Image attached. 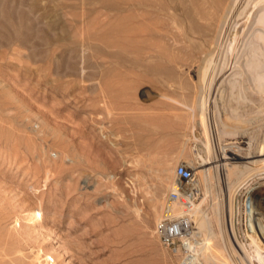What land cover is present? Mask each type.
Wrapping results in <instances>:
<instances>
[{"label":"rangeland","instance_id":"obj_1","mask_svg":"<svg viewBox=\"0 0 264 264\" xmlns=\"http://www.w3.org/2000/svg\"><path fill=\"white\" fill-rule=\"evenodd\" d=\"M218 3L0 0V264H177L153 226L178 164L203 264H264V174L217 172L264 148L263 53L234 55ZM225 94L254 98L244 119Z\"/></svg>","mask_w":264,"mask_h":264},{"label":"bare ground","instance_id":"obj_2","mask_svg":"<svg viewBox=\"0 0 264 264\" xmlns=\"http://www.w3.org/2000/svg\"><path fill=\"white\" fill-rule=\"evenodd\" d=\"M218 5H219L220 10L226 11L229 15L231 13H232V15H237L238 14L240 17H236L235 27L237 28V30L240 29L241 31L246 32V34L244 35V34L240 33V30L238 31V33L236 35V38H235V43L233 42V44H234V46H233L234 55L237 58H241L240 61H242L243 63H245V62H249L250 60L254 61L255 60L254 58L257 57V54L260 51V52L263 53V59H264V50H263L264 49V0H228V5L227 6H225L226 5V0H219ZM176 6H177V8H180L181 7V6L179 7L178 5H176ZM226 12H225L224 15H226ZM216 21H218V18H216ZM192 36H194V35H192ZM208 36H210V35H208ZM221 36H224L223 32L221 33ZM204 39H205V36H204ZM201 40H202V38H201ZM262 62H263L262 63L263 65H261V63H260V66H262V68H261L262 69V73H259V70H256V72L253 75V78L256 81V83H260L261 82V84L264 87V60ZM224 99L227 100L228 104L230 105L229 106V110L227 108L228 111L226 113H227L228 117H230V119H234V121L235 120L236 121H238V120L241 121L242 120L243 116L239 112V110L242 108V105L244 103L252 102V100H254V98L251 97V96H236L234 94H230V95H226L225 94L224 95ZM232 101L234 102V105L237 106V107H235L234 105H231V102ZM217 116L219 118V114H217ZM216 118H215V120H216ZM200 120H202V119H200ZM216 122H218V121L216 120ZM208 123L210 125H212V127L211 126L210 127L213 128V124H215V122L213 123V121L212 122L211 121H207V124ZM205 124L206 123H203L204 126H205ZM229 126H230V124H229ZM235 127H237V126H235ZM218 129H219V127H218ZM220 129H219V131H221ZM227 131H231V130L228 129ZM206 132L209 135V138H211L212 137V132L209 133L207 130H206ZM214 133H216V132H214ZM234 135H236V134H234ZM263 149L261 151H257V152H261V153L253 152V153H249V154H246V153L245 154H238L236 152V153L232 154V155H234L232 158H238L239 159L238 162L239 161L241 162V160L244 159V161H242L243 162V165H241L240 162L238 163V162L234 161L236 163L235 164L236 167L237 166L239 167V168H237V171L233 170V166L232 167L231 166L229 167V165L227 166V168H225L224 170H221V171H219V170L217 171V169L215 168V170L217 172H219L220 175H221L220 176V181H221V179L222 180H224V179L225 180H229V178H230L229 175H230V171L231 170L234 172L232 174L235 176V177L233 176L234 178L233 177L232 178L235 179L236 182L240 181V183H242L244 181H247V178L249 180L251 179V181L252 180H256V177H258L261 174H264V164H263L264 163V150ZM241 151H242V149H241ZM258 156H260L261 158L260 159L248 160L249 157L250 158H253V157L256 158ZM261 163H262V165H260ZM240 166L242 168H240ZM171 173H172V171H171ZM212 174H213V176H215V171H213V172L206 171L205 172L206 179L207 180L210 179V177L212 176ZM192 175H193V173H192ZM227 186H228V188H232L231 185L230 186L227 185ZM192 188H194V194L191 197V206L188 208L187 211L189 212L190 216L192 215V216L195 217V223L198 224V221H199V218L200 217H197L196 218V216H195V210L196 209L194 211H192V209H191V207L193 206V204L197 200L194 197V195L196 194V191L198 189L196 187L195 183H194V177H193V180H192ZM175 209L178 210L177 207H175ZM196 219H197V222H196ZM191 221H192L193 228H194L193 229V235L199 236L200 233L196 231L197 229L194 226V222L192 220V217H191ZM199 225H200V223H199ZM209 233H211V234L213 233V236L210 237L211 240L213 238L214 239L218 238L219 240L222 241L221 247H222V249H224V252L227 254V257L230 258V255L234 253V250H233L234 248L232 249L230 247V245H229L228 237L226 235V230H225L224 225H223V219H221V225H219V229H216V228L215 229H212L211 232L209 230ZM206 238H204V239L206 240ZM200 239H201V241L198 242L199 243L198 244L199 245V247H198V251H199L198 254H200V256H201V252L200 251H201V248H202V243H203L202 239L203 238L200 237ZM208 239H209V237H208ZM242 245L243 244H241V246ZM249 246H251V245H249ZM242 247H244V246H242ZM209 248L211 249L212 247H209ZM243 249H241V251ZM248 249H249V247H248ZM234 257H236V255ZM234 260H235V258H234ZM236 261L239 262L240 264H244L243 262H241L242 260L239 257L238 258L236 257L235 262ZM261 262L259 260H255V259L252 260V264H261Z\"/></svg>","mask_w":264,"mask_h":264},{"label":"built area","instance_id":"obj_3","mask_svg":"<svg viewBox=\"0 0 264 264\" xmlns=\"http://www.w3.org/2000/svg\"><path fill=\"white\" fill-rule=\"evenodd\" d=\"M174 176L172 189L165 196L154 223L153 234L161 245L177 253V264H203L198 257L199 243L193 235V224L187 211L194 194L192 171L184 164H178Z\"/></svg>","mask_w":264,"mask_h":264}]
</instances>
